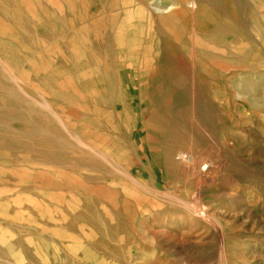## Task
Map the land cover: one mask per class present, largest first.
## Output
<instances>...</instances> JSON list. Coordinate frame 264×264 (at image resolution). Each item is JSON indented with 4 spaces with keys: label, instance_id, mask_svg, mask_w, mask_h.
Here are the masks:
<instances>
[{
    "label": "rangeland",
    "instance_id": "obj_1",
    "mask_svg": "<svg viewBox=\"0 0 264 264\" xmlns=\"http://www.w3.org/2000/svg\"><path fill=\"white\" fill-rule=\"evenodd\" d=\"M0 264H264V0H0Z\"/></svg>",
    "mask_w": 264,
    "mask_h": 264
},
{
    "label": "bare ground",
    "instance_id": "obj_2",
    "mask_svg": "<svg viewBox=\"0 0 264 264\" xmlns=\"http://www.w3.org/2000/svg\"><path fill=\"white\" fill-rule=\"evenodd\" d=\"M221 148L218 147L217 151H219ZM214 152H210V154L208 156H201V158H199L198 156H194L191 153L188 154H183L181 153L180 158L185 161V162H191L192 166L188 167L187 170L189 173L194 174L195 176L199 177L200 179L204 178L206 175H210L211 173L214 172V170L217 167V164L219 163V160L213 156ZM203 164V165H202ZM130 178H132V180L137 181V179H135L133 177L132 173H129ZM139 182L140 186L144 187V185L141 183V181H137ZM57 206H63V204H68L67 202L61 201V200H57L54 202ZM188 206L190 208H192V210L194 212H197L199 214L204 215V213H202V206L200 203L198 202H194V203H189L188 202ZM81 223V225L79 227H82V230L84 232L85 229V222H79ZM64 238V237H62Z\"/></svg>",
    "mask_w": 264,
    "mask_h": 264
}]
</instances>
